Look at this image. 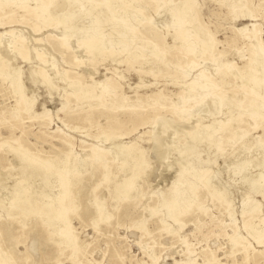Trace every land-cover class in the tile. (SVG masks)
Here are the masks:
<instances>
[{
    "label": "rangeland",
    "instance_id": "374dc122",
    "mask_svg": "<svg viewBox=\"0 0 264 264\" xmlns=\"http://www.w3.org/2000/svg\"><path fill=\"white\" fill-rule=\"evenodd\" d=\"M72 1L56 0L38 15L32 11L34 0H28L25 9L9 6V15H0V40L6 42L13 31L29 46L31 60L15 57L10 76L15 74L26 97L34 100L29 110L17 105L10 76L0 74V257L7 264H233L244 257L241 245L230 241L235 231L254 264L252 256L258 250L264 253V244L257 246L248 233L260 228L264 243V194L247 191L251 182L264 179V163L255 165L264 160V0H233L230 6L232 0H193L196 21L189 14L178 17L185 21L184 42L173 40L165 28L181 0H148L145 12L136 1L124 8L122 0ZM70 10H78L74 28L63 32L60 20ZM42 17L50 18L49 25H43ZM145 23L155 29L164 54L134 38ZM64 33L70 34L67 39ZM99 34L104 50L117 54L116 61L89 59L84 44ZM177 44L182 47L175 48ZM36 66L51 77L64 74L65 80L54 77L49 85L42 84L39 75L30 74ZM117 76L122 78L116 98L111 92L82 99L70 93V80L89 83L98 92L95 83ZM140 80L144 86L136 89ZM252 100L256 110L242 115L241 137L221 154L203 144L192 148L196 132L205 143L211 131L214 148L225 146L228 131L221 125L239 114L238 107L251 108ZM153 117L162 123L149 121ZM121 144H135L138 158L130 163L137 167L142 162L146 169L136 176L134 195L117 208L110 190L130 173L118 168ZM182 147L189 150L179 154ZM197 157L211 163L193 161ZM74 159L86 174L81 195H72L67 220L48 212L8 218L17 194L36 200L44 181L52 193H59L60 166ZM181 160L199 174L188 187L194 210L178 223L182 206L165 214L157 203L167 194ZM247 160L244 184L243 173L234 175L232 169ZM246 193L247 209L258 213L248 229L241 213ZM102 204L107 215L99 220ZM156 207L159 211L151 215ZM63 232L70 239L58 245ZM256 264H264V257Z\"/></svg>",
    "mask_w": 264,
    "mask_h": 264
},
{
    "label": "bare ground",
    "instance_id": "6f19581e",
    "mask_svg": "<svg viewBox=\"0 0 264 264\" xmlns=\"http://www.w3.org/2000/svg\"><path fill=\"white\" fill-rule=\"evenodd\" d=\"M55 1L56 0H34V2H33L34 8L32 11L38 15L41 13H45L47 11L48 7L51 4H53ZM131 1H136L139 4H141V6H142L141 9L143 10L142 12H145L144 7L146 5H149L148 0H122L121 1L122 7L123 8L126 7L128 5V3H130ZM26 2H28V0H0V15L1 14L2 15H5V14L9 15L6 11V7H9V6L13 7V6L19 5L23 9H25L26 8V4H25ZM66 3L71 4V3H73V1L72 0H66ZM232 3H234L233 0L228 2L227 5L230 6V5H232ZM77 11L78 10L71 11L69 13L64 14L62 19L60 20V24L63 28V32L74 28V26L72 25V19H73V16L76 14ZM102 11H106V10H102ZM185 14H189L193 18L191 21H196L194 17L197 14V10L195 8L193 0H181V2L177 5L176 13L175 14L172 13V17H171L172 19L170 21H168V23L165 24V28L167 30H169V32H171L170 35H171L173 40L179 39L181 42H184L186 39L187 35H186V29L184 26L185 21L179 20V18H178L179 16L185 15ZM46 17H48V16H46ZM46 17L45 18L42 17L40 19V20H42L41 22H43V25H47L48 24L47 20L50 19V18L47 19ZM55 21H57V20H55ZM79 23H81V22H79ZM239 30H241V29H237V31H239ZM86 31H87V29H86ZM68 32L70 33V31H68ZM65 33L62 35H64V37H66V39H67V37H68L67 35H70V34L66 35ZM7 34L10 36L8 37L6 35L8 37L6 42L3 43L1 41L2 39L0 40V74L7 75V77H8V76H10L11 70H13L11 67L13 65L12 64L13 59H15V57L21 55L26 60H31L30 58H32V55L30 54V52L28 50L29 46H28L25 38H23L22 36H20V37L14 36L13 31H9ZM79 35H80V33H79ZM57 37H59V36H57ZM89 38L90 39L87 38L88 40L85 42L84 45H85L86 54L88 53L87 55H89L90 60H94L97 57H102L104 59L109 58L113 61H116L117 54H114V53H112V51H109V50H108L109 51V53H108L104 50L106 43H105L103 35L99 34L97 37L92 36ZM134 38H136L142 45L144 43L145 47L151 48L154 53H157L160 55L164 54V52H162L160 50V47H159L160 44L162 43L161 40L158 39L157 33H155V29L153 27H150L148 25V23H145V26H143V29L140 31V33H137ZM65 42H68V41H65ZM55 43L58 44L59 42H55ZM82 43L83 42H81V44ZM81 44L78 47H82ZM174 46H175V48L180 49L182 47V44H180V45L177 44ZM33 51L35 52V50H33ZM159 51L161 53H159ZM133 54L134 53L131 54V57H135ZM249 54H250V57H252L254 55L252 48L249 50ZM37 55L38 54H36V56ZM38 57L40 59V62H42V58L40 57V54L38 55ZM74 59H75V57H74ZM136 59H135V62H138V61H139V63L142 62L138 58H136ZM80 63H81V61H80ZM117 63H119V62H117ZM40 64L41 63H39L38 65H40ZM51 65L53 66V64H51ZM54 65H56V64H54ZM41 70L38 69V67L36 66L35 69H33L31 71L30 74H31V76L39 75L40 76V82L42 84L49 85L50 83L53 82L54 77L57 78L58 81L65 80L64 74L57 75V76L54 75V77H51L50 75L45 73L46 71L44 69H43L44 71H41ZM12 74H13V71H12ZM114 74H115V72H114ZM15 76H16L15 74L11 75L10 79L12 82L13 90L18 95V98L16 99L17 105H22L25 110H29L30 108L32 109L33 105H34V100H31L28 97H26V95L24 94V90H23L22 85L21 86L18 85V83L16 82L17 78ZM221 77H223V76H221ZM121 78H122V76H119L118 80H117L116 78L109 77V78H106V79L99 81L95 84L93 83L94 85H96V86L98 85L100 87L98 92H96L95 87L93 89L92 85L89 83L84 82L85 84H78V83H74V82L72 83L71 80H70V83L69 82L68 83L71 86V88H70L71 95H73L77 98L82 99V98L93 97V96L104 97V95L106 93H108V95H109L110 92L112 93L111 96L114 95L116 98L117 93H118L119 89L121 88V84H120ZM55 86H56V84H55ZM143 86H144V83L142 80H140L136 84L135 88L139 89V88H142ZM250 100H251V97L247 101L250 102ZM251 103H252L251 108H248L247 110H243V108L238 107L236 109V111L239 114H237L234 117L229 116V121H227L221 125L222 130L228 131V136H227L226 140L223 138L225 140V143H224L225 146H223V147L220 146V147L214 148L213 143L215 142V140H211L212 139L211 137L213 135V131L210 132L209 136L205 137L207 139L205 141V143L204 142L201 143L202 142V138L200 136L201 133L199 134L196 132V134H195V132H194L195 136H193V138H192L193 141L191 143L192 148H196L200 144H203V145H205L206 148H208L207 149L208 151L210 150V148H212L216 154H221L224 150V147L226 148L227 146H230L231 144H233L235 141H237L241 137L242 132H241L240 124L243 120L242 115L246 114V115L251 116L252 114H254V112L256 110L255 104L253 103V100L251 101ZM260 105H261V107L264 108V98L261 99ZM208 107H209V105H208ZM195 112H197V111H195ZM158 120H159V118H158ZM158 120H157V118L153 117L149 121H151L152 123L155 124L156 121L158 122ZM161 121L159 122L160 124L162 123ZM163 125H164V123H163ZM163 128H164V126H163ZM153 137H155V136H153ZM191 137H192V135H191ZM224 140H223V142H224ZM156 144L157 143H154L155 146H156ZM118 145H120V144H118ZM135 146H136L135 144H131L128 146L121 144V147L119 148V149L123 150V152H122L123 156L120 159L121 160L120 163H118L119 164L118 168L120 169V171L123 174H125L127 171L130 173L127 176L125 174L121 180L115 181L112 185L111 190H110V191H112L113 197L117 203V208H119L120 205L125 200L129 199L130 197H132L134 195V193L136 191V186H135L136 176L138 175V173L143 172L146 169V165L142 162L137 167L132 166L130 163L131 161H135L138 158V153H136V150L138 147H135ZM185 146H187V145H185ZM157 147H158V145H157ZM185 149L189 150V148L182 147V149L179 150V154H181ZM92 156H93V153L90 154L88 158H91ZM115 157L116 156L114 155L113 158H115ZM180 158L181 157L179 156V159ZM193 161H197L198 163H205V165H209L211 163L210 159L205 160V159H201L198 157L193 159ZM188 163H190V162L188 161ZM238 163L239 164H235L236 166H234V168L232 167L233 169L232 168H230V169L233 170L234 175L236 173L239 174V172L243 173L242 175H244V176L243 177L241 176L243 178L242 183L245 184L249 178V173L247 172V169H248V165H250V161H248V160L243 161V162L240 161ZM262 163H264V160H262L260 163H256L255 165L259 166ZM178 164H180V165H179V167L177 166L178 169L175 171V178L172 180L167 194H163L162 197L160 199H158L157 207L160 205L165 207V214H170V213H172V211L175 208L182 206V209L179 212L178 217L176 218V221L179 223V222H181L182 217H184L186 214H188L194 210V206H193V203L191 201L192 195L190 193H188V187H189V185L195 183V181L198 177L199 171H198V169H195L191 163H190V165L188 164L189 166H187V164H184L183 161L181 160L180 163H178ZM30 166H31V168L35 167L33 165H30ZM59 170H61V172H62L60 174V176H61L60 177V183L58 185L59 186V190H58L59 193H56V194L52 193L51 192L52 187H50L48 185L47 181H44L43 182V188L41 189L40 193L38 192L39 197L36 200H32V199L29 200V198H27V200H23L20 198V195L17 194V196L13 197V199H12L13 201L11 202V206L7 210L8 218L11 220L18 219L19 215L21 213H23L24 215H30L33 212H48V213L53 214V216H55V217H61V218H65L67 220L68 216H69V204L73 201L72 197L74 196V198H75V196L78 197L81 195V190H82L81 189V182H82V179L85 177L86 171H81L78 169L77 166H75V159L70 164H67V162H62V165L60 166ZM261 178H263V177L257 178L256 181L251 182V184H249L250 186L248 187L249 190L247 191V193L249 191H255V192L264 194V179L260 180ZM42 181H43V179H42ZM45 189H47V190H45ZM247 193H246L245 197L243 196L244 198L242 199V202H241V207H242L241 213L243 214V217H244L243 218L244 229L249 228L250 218L253 215L258 214V213H256V210H254V209H252V210L247 209V206H246L248 203V200H247L248 194ZM157 207L150 210L151 215H154L159 211ZM103 208H104V204H102L100 210H98V215H99L98 219L99 220H103V218L107 215V213L105 212V210H103ZM260 220L262 221L261 230L264 231V216H262L260 218ZM42 223L46 224L47 220H44ZM235 223H236V221H234V224ZM259 230H260V228L254 229V231H250L248 234L250 235V237H252L253 242L256 243V245L260 247L264 243L262 240V236L258 234ZM53 232H54V230L49 231V237L54 235ZM1 233H2V230L0 229V236H1ZM58 235H59V241L57 242V244L58 245H66L68 243V240L70 239V237L64 232L58 233ZM74 236H76V235L74 234ZM230 241L234 242V244L241 245V248L244 251L243 252L244 257L242 258L243 260L239 263H238V261L234 260L233 264H250L249 261H250L251 257L249 256L248 246H247V244H244V243H241V241H238V239L236 238L235 231H234V234L232 235ZM8 254H10V253H8ZM262 256L264 257V253L260 250H258L257 254L256 253L253 254L252 257H253L254 264H256V262L258 263V260ZM0 264H7V262H5V260H3L2 257H0Z\"/></svg>",
    "mask_w": 264,
    "mask_h": 264
}]
</instances>
